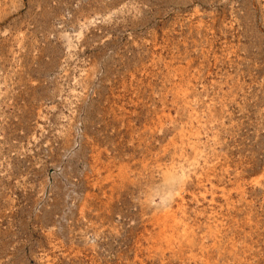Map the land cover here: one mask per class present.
<instances>
[{
    "label": "rangeland",
    "instance_id": "374dc122",
    "mask_svg": "<svg viewBox=\"0 0 264 264\" xmlns=\"http://www.w3.org/2000/svg\"><path fill=\"white\" fill-rule=\"evenodd\" d=\"M0 264H264V0H0Z\"/></svg>",
    "mask_w": 264,
    "mask_h": 264
},
{
    "label": "bare ground",
    "instance_id": "6f19581e",
    "mask_svg": "<svg viewBox=\"0 0 264 264\" xmlns=\"http://www.w3.org/2000/svg\"><path fill=\"white\" fill-rule=\"evenodd\" d=\"M166 212H167V211H166ZM163 213H164V212H163ZM169 215H172V214H169ZM164 216H167V214H166V215H164ZM168 218H169V216H168ZM162 219H163L164 221L166 220V219H165V217H164V218H162ZM162 219H161V220H162ZM165 222H166V221H165ZM163 224H164V222H163Z\"/></svg>",
    "mask_w": 264,
    "mask_h": 264
}]
</instances>
